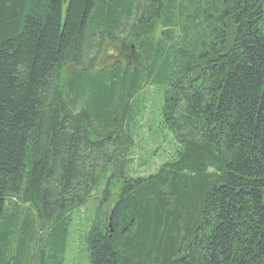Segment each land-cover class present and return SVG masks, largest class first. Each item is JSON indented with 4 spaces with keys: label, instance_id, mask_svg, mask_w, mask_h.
I'll return each instance as SVG.
<instances>
[{
    "label": "trees",
    "instance_id": "1",
    "mask_svg": "<svg viewBox=\"0 0 264 264\" xmlns=\"http://www.w3.org/2000/svg\"><path fill=\"white\" fill-rule=\"evenodd\" d=\"M262 26L264 0H0V264H63L69 214L101 180L108 198L110 168L119 194L95 211L87 264H264ZM106 43L145 68L91 74ZM148 83L173 154L126 175Z\"/></svg>",
    "mask_w": 264,
    "mask_h": 264
},
{
    "label": "rangeland",
    "instance_id": "2",
    "mask_svg": "<svg viewBox=\"0 0 264 264\" xmlns=\"http://www.w3.org/2000/svg\"><path fill=\"white\" fill-rule=\"evenodd\" d=\"M262 27L264 29V26ZM163 30L164 28L156 23L151 37L156 40L161 36ZM118 47L116 44L106 43L93 64L88 68V71L91 74L96 73L97 70L109 67L117 61L120 65L119 72L125 70V67L145 68L141 56L133 45L130 46V51H126V53L120 52ZM72 71L73 67H65L62 71V81H65ZM162 93L163 90L160 86L148 83L142 86L132 98L133 103L130 104L132 113L128 121L130 124L125 127L130 143L125 144L127 151L124 154V159H130L133 162L128 165L126 175L144 177L152 174L163 161L169 159L173 154L174 142L169 132L160 128ZM119 173L117 168H110L107 171L106 175H111L112 179L108 190L109 196L105 201L100 202L101 197L99 194L105 185L104 180H101L95 190L92 191V197L87 203L70 212L62 259L63 264H87L84 237L99 206V210L103 212L106 221V216L119 194V188L117 187ZM17 207H20L18 216L21 219L24 214L32 212L28 204H18Z\"/></svg>",
    "mask_w": 264,
    "mask_h": 264
},
{
    "label": "water",
    "instance_id": "3",
    "mask_svg": "<svg viewBox=\"0 0 264 264\" xmlns=\"http://www.w3.org/2000/svg\"><path fill=\"white\" fill-rule=\"evenodd\" d=\"M108 227H110V223H108ZM112 230H111V228H110V232H111Z\"/></svg>",
    "mask_w": 264,
    "mask_h": 264
}]
</instances>
